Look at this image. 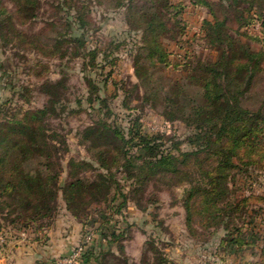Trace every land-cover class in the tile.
Wrapping results in <instances>:
<instances>
[{
	"label": "trees",
	"instance_id": "1",
	"mask_svg": "<svg viewBox=\"0 0 264 264\" xmlns=\"http://www.w3.org/2000/svg\"><path fill=\"white\" fill-rule=\"evenodd\" d=\"M56 2L51 19L32 30L41 0H0V39L44 57L62 58L72 48L75 56L90 58L91 70H104L115 65L117 57L89 46L96 30L89 18L91 6L108 2L115 12L125 9L128 32L141 33L142 46L133 53L135 75L144 87L140 94V85H133L132 91L142 100L139 107L149 105L161 110L167 121L183 123L189 129V148H180L164 134L144 132L140 115L124 125L111 108L118 83L109 98L103 93L109 78L91 77L87 100L94 121L79 133L89 157L67 159L66 137L46 125L50 116H60L68 107L66 79L45 81L41 89L48 100L43 108L10 114L0 106V234L6 241L22 233L42 241L64 208L82 224L84 234L95 229L100 235L82 244L85 250L79 263L107 264L115 258L114 246L123 255L122 242L134 226L127 221L129 205L147 212L158 202L156 195L145 205L142 202L153 183L183 189L177 201L193 237L206 243L222 232L219 242L224 251L254 248L260 252L255 264H264V237L256 224L235 222L253 218L264 208L254 207L264 206V196L237 195L242 177L254 180L251 170L264 172V0H190L209 12L200 33L210 54L186 47L180 61H172L170 49L172 42L179 48L187 42L182 3ZM256 22L259 32L252 30ZM112 44L119 49L125 43L113 40ZM122 105L141 110L130 107L129 100ZM98 214L100 219L94 217ZM6 241L0 242V249ZM167 263L161 257L154 264Z\"/></svg>",
	"mask_w": 264,
	"mask_h": 264
},
{
	"label": "rangeland",
	"instance_id": "2",
	"mask_svg": "<svg viewBox=\"0 0 264 264\" xmlns=\"http://www.w3.org/2000/svg\"><path fill=\"white\" fill-rule=\"evenodd\" d=\"M173 1L185 6L183 14L184 25H186L184 40L187 42L184 43V48H179L175 42H172L170 49L173 53L172 61H180L185 54L186 47L208 56L210 50L205 47L200 33L202 22L210 18L207 8L193 5L190 0ZM41 3L39 19L33 28L31 27L32 30L43 27L44 21L51 19L54 13L52 4L57 2L56 0H41ZM90 10L89 18L96 30L91 33L88 44L90 47L110 51L113 58L117 57L115 65L108 64L104 70H91L90 58L84 59L75 56L72 48L62 58L60 55L44 57L32 50L18 49L13 42L5 44L0 39V79L2 78L0 81V106H3L10 114L19 110L43 108L48 100L47 94L41 89L43 83L65 78V93L70 101L68 107L60 116H50L46 125L66 137L68 152L65 157L67 159L72 157L82 160L89 156L79 133L94 121L90 103L87 100L90 91L87 79L93 77L101 81L108 77V85L103 89V93L110 98L115 93V82L118 83L120 89L118 96L111 98V108L114 113H117L120 122L128 125V121L134 115H140V123L144 132L164 134L168 138H173L174 141L171 140V142L177 143L180 148H189L186 142L189 129L183 123L167 121L161 115V110L149 105L143 109L139 107L142 100L137 98L136 93L132 90L133 85L138 83L140 85L139 93L144 92L143 85L135 75L134 55L136 54H133L142 46L141 33L128 32L125 21L126 10L115 12L108 2H104L102 5L94 3ZM253 27L252 30L255 32L261 31L259 22H256ZM48 35L51 36L52 33L49 32ZM113 40L125 44L116 49V44L110 45ZM255 45L259 46L258 43ZM109 74L111 75L109 76ZM122 86L125 88L122 89ZM124 89L131 92L129 97L125 94ZM79 98L83 100L82 104L77 103ZM125 100H129L130 107L138 106L141 110L134 111L124 107L122 103ZM166 143L170 144V141ZM251 171L254 173V180H247V176L242 177L237 186V195L248 196L254 193L264 196V172ZM87 175L91 176V172H88ZM182 190V188L170 190L164 185L149 184L142 202L145 205L153 195H156L158 202L151 205L147 212H143L134 203L129 205L127 221L134 223V226L122 242L123 255L120 254L119 248L114 246L115 258L108 259L107 264H154L161 257H165L169 261L167 264H255L259 261L260 252L254 248L253 250L245 248L243 251H224L219 242L223 237L222 232L213 241L206 243L203 242L205 239L193 237L185 224L184 209L177 201V197L182 195ZM254 207L259 209L264 206L255 205ZM96 208H98L97 204L94 206V209ZM263 209L253 218L247 217L243 221L236 220L235 222L241 226L244 221L252 220L258 227L259 236L264 237ZM94 217L100 219V214L94 215ZM117 219L123 223L122 218L118 217ZM80 230L81 232L78 234ZM46 232L47 236L42 241H45L50 234L64 233L66 236H71L70 239L75 243L72 253L61 259L62 264L79 263L78 259L81 258L85 250L82 244L100 239V235L95 229L84 234L82 224L64 208ZM101 244L106 245L105 242ZM74 257L76 258L74 259Z\"/></svg>",
	"mask_w": 264,
	"mask_h": 264
},
{
	"label": "crops",
	"instance_id": "3",
	"mask_svg": "<svg viewBox=\"0 0 264 264\" xmlns=\"http://www.w3.org/2000/svg\"><path fill=\"white\" fill-rule=\"evenodd\" d=\"M70 238L64 233L50 234L45 241H36L26 233L13 236L0 249V264H62L61 259L74 249Z\"/></svg>",
	"mask_w": 264,
	"mask_h": 264
},
{
	"label": "built area",
	"instance_id": "4",
	"mask_svg": "<svg viewBox=\"0 0 264 264\" xmlns=\"http://www.w3.org/2000/svg\"><path fill=\"white\" fill-rule=\"evenodd\" d=\"M6 241V239L0 234V242H5ZM76 257H74V259H75Z\"/></svg>",
	"mask_w": 264,
	"mask_h": 264
}]
</instances>
